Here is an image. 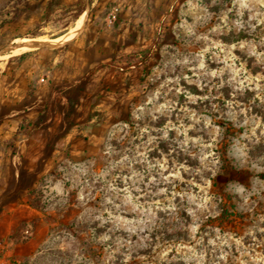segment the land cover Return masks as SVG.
<instances>
[{
  "label": "rangeland",
  "instance_id": "rangeland-1",
  "mask_svg": "<svg viewBox=\"0 0 264 264\" xmlns=\"http://www.w3.org/2000/svg\"><path fill=\"white\" fill-rule=\"evenodd\" d=\"M100 1L0 0V61L70 40ZM149 12L117 58L141 64L124 107L42 180L24 213L41 232L1 241L0 264H264V0Z\"/></svg>",
  "mask_w": 264,
  "mask_h": 264
},
{
  "label": "crops",
  "instance_id": "crops-1",
  "mask_svg": "<svg viewBox=\"0 0 264 264\" xmlns=\"http://www.w3.org/2000/svg\"><path fill=\"white\" fill-rule=\"evenodd\" d=\"M166 1L101 0L87 24L88 11L76 21L78 33L86 26L73 43L77 32L62 44L67 31L0 61V242L22 226L41 232V220L31 223L24 213L39 211L31 201L42 180L66 153L80 151L96 119L124 107L141 64L124 67L118 55L134 51L141 30L149 29V10ZM113 7L120 14L111 27L100 12Z\"/></svg>",
  "mask_w": 264,
  "mask_h": 264
},
{
  "label": "trees",
  "instance_id": "trees-1",
  "mask_svg": "<svg viewBox=\"0 0 264 264\" xmlns=\"http://www.w3.org/2000/svg\"><path fill=\"white\" fill-rule=\"evenodd\" d=\"M83 12H84V9H81L80 11H78V13L76 15V19H78V17L81 16Z\"/></svg>",
  "mask_w": 264,
  "mask_h": 264
},
{
  "label": "bare ground",
  "instance_id": "bare-ground-1",
  "mask_svg": "<svg viewBox=\"0 0 264 264\" xmlns=\"http://www.w3.org/2000/svg\"><path fill=\"white\" fill-rule=\"evenodd\" d=\"M77 33H78V32H77ZM72 35H73V34H72ZM74 35H75V34H74ZM35 40H36V39H35ZM44 40H45V39H44ZM50 40H51V39H50ZM55 40H56V39H55ZM66 40H67V39H64L62 42H65ZM40 41H41V40H40ZM45 41H46V40H45ZM48 41H49V40H48ZM46 42H47V41H46ZM50 42H51V41H50ZM50 42H49V43H50ZM25 43H26V42H25ZM47 43H48V42H47ZM49 43H48V45H50ZM17 46H18V44H17ZM25 46H26V45H25ZM34 46H35V45H34ZM27 47H28V46H27ZM42 47H43V46H42ZM38 49H39V48H38Z\"/></svg>",
  "mask_w": 264,
  "mask_h": 264
}]
</instances>
